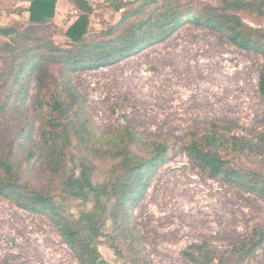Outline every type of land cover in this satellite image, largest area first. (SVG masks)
I'll return each instance as SVG.
<instances>
[{
  "label": "trees",
  "instance_id": "1",
  "mask_svg": "<svg viewBox=\"0 0 264 264\" xmlns=\"http://www.w3.org/2000/svg\"><path fill=\"white\" fill-rule=\"evenodd\" d=\"M22 1L30 2L26 28L21 32L0 30L11 41L34 42L13 56L8 75L15 98L10 104L7 100L0 104V116L9 111L11 118L7 120L10 134L0 127V198L45 218L79 264H104L101 245L126 264H155L145 251L132 209L144 196L155 171L178 148L206 177L264 200V169H252L231 157L237 153L256 158L264 167V133L220 119L180 137L135 127L103 134L86 118L70 77L114 65L163 42L184 22L208 27L237 48L264 56V28L243 21V16L264 15V0H219L218 7L205 5L196 11L184 8L180 0H112L110 7L127 10L100 31L91 28L93 6L89 0H71L79 14L63 32L65 47L52 39L44 42L47 39L34 34L54 24L57 0ZM42 63L60 65L63 74L58 83L46 73L39 81L42 94L34 110L40 121L41 161L35 165L34 123L23 102ZM258 90L264 104V64ZM18 155L22 158L16 162ZM98 162L112 165L100 171ZM42 178L46 182L40 186L31 181ZM70 199L94 202L74 216L67 208ZM105 217L112 222L111 234L105 232ZM262 245L264 230L254 227L225 246H213L208 240L193 243L183 255L192 264H243Z\"/></svg>",
  "mask_w": 264,
  "mask_h": 264
},
{
  "label": "rangeland",
  "instance_id": "2",
  "mask_svg": "<svg viewBox=\"0 0 264 264\" xmlns=\"http://www.w3.org/2000/svg\"><path fill=\"white\" fill-rule=\"evenodd\" d=\"M112 0H89L93 6L90 25L100 31L114 24L127 9L110 7ZM120 1V0H117ZM192 11L205 5L218 7L219 0H180ZM71 0H61L55 23L34 34L65 47L64 30L78 16ZM244 23L264 28V15L243 16ZM26 28L24 5L17 0H0V30ZM0 32V104L12 103L9 68L13 56L32 40L11 41ZM44 50V49H43ZM264 56L229 43L224 35L193 22H184L163 42L114 65L72 74L71 81L83 104L86 118L99 132L110 134L120 127H135L151 134L180 137L212 120H231L240 126L264 133V104L258 80ZM60 82V65L42 63L30 80L23 102L34 123L32 158L41 161L40 121L34 110L42 94V75ZM39 74V75H38ZM7 83L4 85V81ZM9 111L0 116L2 132L9 133ZM238 134L241 131H235ZM237 163L264 169L258 159L231 155ZM22 156L16 157V162ZM100 171L111 163H96ZM24 167V166H23ZM100 175V173H99ZM32 183L40 186L45 178ZM70 199L68 210L78 215L93 204ZM134 222L144 240L146 253L155 264H192L183 255L196 242L208 240L225 246L257 227L264 230V200L254 194L222 184L198 172L178 148L167 163L153 174L144 196L132 209ZM105 232L112 222L105 217ZM104 264H126L106 245L98 246ZM0 264H79L69 247L42 216L20 209L0 198ZM243 264H264V245Z\"/></svg>",
  "mask_w": 264,
  "mask_h": 264
},
{
  "label": "crops",
  "instance_id": "3",
  "mask_svg": "<svg viewBox=\"0 0 264 264\" xmlns=\"http://www.w3.org/2000/svg\"><path fill=\"white\" fill-rule=\"evenodd\" d=\"M17 1H19L20 2V4H23L24 5V12H25V17H26V22L28 21V15H29V13H28V11H27V8L29 7V1H22V0H17ZM61 0H57V7H56V10H58V5H59V2H60ZM56 15V14H55ZM120 17V16H119ZM54 23H55V18H54V21H53Z\"/></svg>",
  "mask_w": 264,
  "mask_h": 264
}]
</instances>
